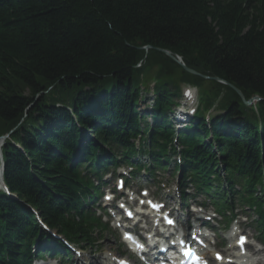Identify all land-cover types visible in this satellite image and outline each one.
<instances>
[{"label":"trees","instance_id":"trees-1","mask_svg":"<svg viewBox=\"0 0 264 264\" xmlns=\"http://www.w3.org/2000/svg\"><path fill=\"white\" fill-rule=\"evenodd\" d=\"M183 85L198 106L177 130ZM6 134L0 264L60 246L34 212L90 247L105 232L86 209L91 180L118 165L171 166L217 212L235 201L264 218V0H0Z\"/></svg>","mask_w":264,"mask_h":264},{"label":"rangeland","instance_id":"rangeland-1","mask_svg":"<svg viewBox=\"0 0 264 264\" xmlns=\"http://www.w3.org/2000/svg\"><path fill=\"white\" fill-rule=\"evenodd\" d=\"M145 97V96H144ZM149 102H147L148 104ZM149 105V104H148ZM143 107L139 106L138 111H142ZM168 173V172H167ZM137 182H143L146 183V181L143 178H137ZM162 182L164 185L160 184L159 187H151L150 188V194L154 193V195L159 192L157 196V200H163L167 203H172L174 206H176V211H178L180 214L187 213V210H183L182 205L180 204L177 195H176V180L175 178H171L169 174H163L162 175ZM130 185V184H129ZM145 186L146 184H142ZM151 186V185H149ZM108 189H114L115 188V182L108 181L107 183ZM134 188V187H133ZM174 202V203H173ZM190 202L187 203L189 205ZM207 216H210V214H207ZM103 221H106L104 219ZM244 221V220H243ZM248 223V222H247ZM210 225H215L214 221L210 223ZM248 233L255 236V232L252 228L248 230ZM105 245H108L109 248L104 247ZM122 248L119 247L118 240L116 239V236L114 235H106L102 238V240L98 243L96 247H86L84 251H81L82 258H84L86 261H91L93 258L99 257L104 258L105 255H113L115 257L120 256V253L122 252Z\"/></svg>","mask_w":264,"mask_h":264},{"label":"water","instance_id":"water-1","mask_svg":"<svg viewBox=\"0 0 264 264\" xmlns=\"http://www.w3.org/2000/svg\"><path fill=\"white\" fill-rule=\"evenodd\" d=\"M143 49L147 50L148 47H145V48H143ZM158 51L162 52L165 56H167L168 58H170L171 60H173L174 62H176L178 65H180V66L184 69V71H186V72H188V73H190V74H196V73H194L193 71L187 69V68L184 66V64L182 63V60L180 59V57H178V56H176V55H173L172 53H170V52L167 51V50L158 49ZM214 80L217 81V82L222 83L223 85H227V86H229L232 90H234V92L238 95V97L240 98V100L242 101V103H243L245 106H250L251 103H252L253 101H259V100H260V99L257 97V98H253V99H250V100L246 101V100L243 98L242 93H241L238 89H236V88H234V87L228 85L227 83H225V82H223V81H220L219 79H216V78H215ZM2 140H3V138L0 139V141H2Z\"/></svg>","mask_w":264,"mask_h":264},{"label":"bare ground","instance_id":"bare-ground-1","mask_svg":"<svg viewBox=\"0 0 264 264\" xmlns=\"http://www.w3.org/2000/svg\"><path fill=\"white\" fill-rule=\"evenodd\" d=\"M168 168H169V169H172L171 166H168ZM176 173L178 174V173H180V171H179V172H176ZM104 247L109 248L108 245H105ZM93 264H103V262H101L100 260H95V261H93Z\"/></svg>","mask_w":264,"mask_h":264},{"label":"snow or ice","instance_id":"snow-or-ice-1","mask_svg":"<svg viewBox=\"0 0 264 264\" xmlns=\"http://www.w3.org/2000/svg\"><path fill=\"white\" fill-rule=\"evenodd\" d=\"M243 240H244V238L243 237H241V243H243ZM219 258V257H218Z\"/></svg>","mask_w":264,"mask_h":264}]
</instances>
